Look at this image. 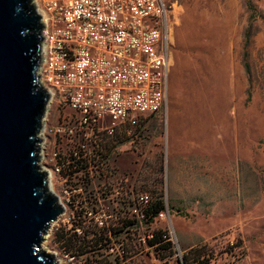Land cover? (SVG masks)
<instances>
[{
    "label": "rangeland",
    "instance_id": "374dc122",
    "mask_svg": "<svg viewBox=\"0 0 264 264\" xmlns=\"http://www.w3.org/2000/svg\"><path fill=\"white\" fill-rule=\"evenodd\" d=\"M165 3L173 4L174 20L164 106L103 137L97 155L77 151L76 129L53 156L52 135L39 131V164L64 206L39 246L57 264H264V0ZM57 118L47 99L45 128ZM57 161L62 166L55 171ZM114 179L121 230L117 251L108 252L110 243L96 239L112 221L99 218L96 196L102 181ZM129 196L137 211L141 198H161V215L126 226ZM75 210L86 231L65 244ZM153 229L162 240L148 245Z\"/></svg>",
    "mask_w": 264,
    "mask_h": 264
},
{
    "label": "built area",
    "instance_id": "2783aa9c",
    "mask_svg": "<svg viewBox=\"0 0 264 264\" xmlns=\"http://www.w3.org/2000/svg\"><path fill=\"white\" fill-rule=\"evenodd\" d=\"M31 3L43 25L39 32L42 38L37 66L39 82L48 94V102L58 110L56 123L45 128L42 122L40 129L41 134L44 130L52 135L53 156L59 153L64 140L74 137L76 129L81 139L77 151L97 155L103 137H113L133 127L140 116L157 113L164 106L169 71L167 37L170 21L174 20L173 4L167 5L165 0H32ZM65 110L74 116L60 114ZM58 164L62 166L57 161L55 171L59 170ZM104 184L102 181L96 196L97 214L101 219L109 216L112 223L96 241L109 242L108 252H112V246L117 251L116 232L121 230L116 225L119 185L115 179ZM126 201L129 205L123 219L128 226L143 215L132 199L130 203V196ZM148 201L147 197L140 199L143 206ZM63 214L59 212L51 224L58 226L56 221ZM67 218L70 224L66 230L71 232L62 240L68 238L74 244L86 231L84 215L75 210ZM101 219L99 225H103ZM63 226L64 223V229ZM92 227L89 231H93ZM150 233H146L147 239ZM132 236L133 233L131 241ZM168 239L174 242L171 235ZM119 248L123 249L122 243Z\"/></svg>",
    "mask_w": 264,
    "mask_h": 264
},
{
    "label": "water",
    "instance_id": "95a60500",
    "mask_svg": "<svg viewBox=\"0 0 264 264\" xmlns=\"http://www.w3.org/2000/svg\"><path fill=\"white\" fill-rule=\"evenodd\" d=\"M38 19L31 0H0V264H57L39 246L63 209L39 164Z\"/></svg>",
    "mask_w": 264,
    "mask_h": 264
},
{
    "label": "trees",
    "instance_id": "16d2710c",
    "mask_svg": "<svg viewBox=\"0 0 264 264\" xmlns=\"http://www.w3.org/2000/svg\"><path fill=\"white\" fill-rule=\"evenodd\" d=\"M247 68V64H245ZM163 209V201L161 198H155L149 200L146 205L141 208V214L143 215L140 220L151 221L155 215ZM151 237L147 239L148 245H154L162 240V233L159 229H153L150 231ZM68 240V238L66 239ZM66 244V241H65Z\"/></svg>",
    "mask_w": 264,
    "mask_h": 264
},
{
    "label": "bare ground",
    "instance_id": "6f19581e",
    "mask_svg": "<svg viewBox=\"0 0 264 264\" xmlns=\"http://www.w3.org/2000/svg\"><path fill=\"white\" fill-rule=\"evenodd\" d=\"M32 4V3H31ZM33 5V4H32ZM33 7V6H32ZM45 172H46V181H47V171L46 170H44ZM47 189H48V191L50 192V193H52V194H54V191L52 190V188L50 187V185L48 184L47 185ZM55 196H56V194H54ZM57 197V196H56Z\"/></svg>",
    "mask_w": 264,
    "mask_h": 264
}]
</instances>
